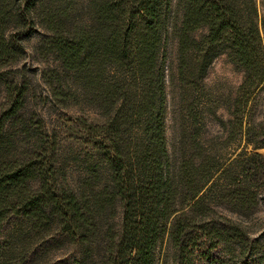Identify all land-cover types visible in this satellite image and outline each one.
<instances>
[{
	"label": "trees",
	"instance_id": "1",
	"mask_svg": "<svg viewBox=\"0 0 264 264\" xmlns=\"http://www.w3.org/2000/svg\"><path fill=\"white\" fill-rule=\"evenodd\" d=\"M37 26L46 32L39 52L58 62L44 76L51 100L102 119L74 118L79 142L97 159L68 186L55 165L57 133L37 114H22L26 84L2 80L0 264H50L36 257L51 243L72 250L57 264H155L164 236L180 264H262L243 250L244 227L226 213L255 204L264 156L223 153L237 137L264 147V129L247 107L264 86L254 0H0L1 68L19 61ZM222 53L242 80L222 133L204 135L200 81ZM170 87L189 101L176 155L165 133Z\"/></svg>",
	"mask_w": 264,
	"mask_h": 264
},
{
	"label": "rangeland",
	"instance_id": "2",
	"mask_svg": "<svg viewBox=\"0 0 264 264\" xmlns=\"http://www.w3.org/2000/svg\"><path fill=\"white\" fill-rule=\"evenodd\" d=\"M174 2V1H173ZM261 39L264 46V0H254ZM46 35L43 27L36 29L23 41L22 55L17 63L12 66L0 67V102L3 101L4 92L2 80L8 78L15 82L26 84L24 95L25 105L22 110L24 116L37 114L44 123L46 130L55 131L59 137V148L55 165L59 168L68 186L79 185L78 179L87 176L86 168L90 163L96 162L97 157L91 147L79 142L80 133L76 126V116L83 115L89 121L101 122L102 119L93 110L79 111L77 107H61L56 104L49 95V87L44 79L48 68L57 67L58 62L52 54H41L39 46L42 38ZM175 40L169 36L166 44V54L168 60L173 59L175 51ZM242 71L232 64L224 53L212 60L206 70L205 76L200 81L201 89L198 93V106L203 104L201 112V132L206 135L220 134L221 121L231 119L227 108L234 109L230 98L241 83ZM186 92H181L177 87L171 88L168 96V110L166 114L165 133L168 149L171 154H179L180 140L185 139L186 129L190 125L188 121L186 105L189 101ZM247 107L249 108V118L256 125L264 129V86L257 88L250 96ZM257 127V126H256ZM247 152H254L264 156V147L252 150L251 145H246L243 139H236L235 144L224 150V154L229 156L234 151L241 149ZM102 179L105 172L101 173ZM256 194V202L249 207L248 211L242 214L227 212L228 216L239 220L245 231V252H252L256 260L264 264V180L260 182ZM35 186L36 183L32 182ZM220 210V209H218ZM114 222L120 223L121 207L118 203L114 205ZM53 244V243H51ZM47 245L46 253L38 254L36 260L42 256L47 257L50 264L71 260L69 254L71 247L61 249L58 244ZM155 264H180V257L172 247L168 237L164 236L157 245L155 254ZM69 262H66V264Z\"/></svg>",
	"mask_w": 264,
	"mask_h": 264
}]
</instances>
